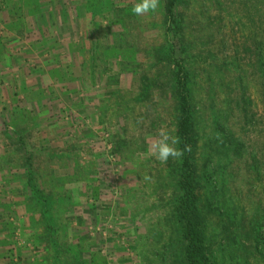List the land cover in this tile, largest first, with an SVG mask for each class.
<instances>
[{
    "label": "rangeland",
    "instance_id": "1",
    "mask_svg": "<svg viewBox=\"0 0 264 264\" xmlns=\"http://www.w3.org/2000/svg\"><path fill=\"white\" fill-rule=\"evenodd\" d=\"M137 2L0 0V264H184L176 60L215 264H264V0Z\"/></svg>",
    "mask_w": 264,
    "mask_h": 264
},
{
    "label": "trees",
    "instance_id": "2",
    "mask_svg": "<svg viewBox=\"0 0 264 264\" xmlns=\"http://www.w3.org/2000/svg\"><path fill=\"white\" fill-rule=\"evenodd\" d=\"M178 1L165 0V12L174 24L178 22L176 17ZM177 27L181 28V25ZM175 66L176 69L173 70V74L175 82L174 97L177 104V136L179 150L183 151V160L182 168L178 173V195L173 202L174 218L180 228L184 264H215L211 242L207 238L201 198L198 194L200 185L197 181V169L193 163L194 156L191 151L197 138L192 119L191 74L183 65L182 60H176ZM160 84V82L155 83V88H160L158 86ZM44 201V198L40 199L41 204Z\"/></svg>",
    "mask_w": 264,
    "mask_h": 264
},
{
    "label": "clouds",
    "instance_id": "3",
    "mask_svg": "<svg viewBox=\"0 0 264 264\" xmlns=\"http://www.w3.org/2000/svg\"><path fill=\"white\" fill-rule=\"evenodd\" d=\"M159 0H138L131 9L136 16H142L150 11H155L158 7ZM159 141L153 145L156 150V158L161 162H167L170 157L179 158L183 155V151L174 147L178 143L176 138L170 137L163 130L159 133Z\"/></svg>",
    "mask_w": 264,
    "mask_h": 264
}]
</instances>
